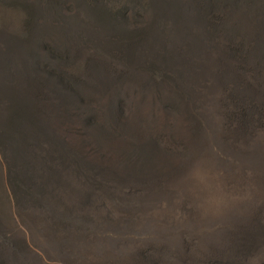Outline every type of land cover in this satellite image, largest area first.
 <instances>
[{
    "label": "trees",
    "instance_id": "obj_1",
    "mask_svg": "<svg viewBox=\"0 0 264 264\" xmlns=\"http://www.w3.org/2000/svg\"><path fill=\"white\" fill-rule=\"evenodd\" d=\"M60 1L67 28L77 29L82 41L91 36L84 41L111 58L117 52L128 64L126 82L153 96L128 110L115 99L112 111L103 108L109 101L92 98L117 96L114 90L100 96L110 90L96 60H87L83 76L56 71L68 99L64 109L59 100L32 113L35 152L58 158L51 163L60 170L76 163L86 174L110 172V186L122 191L116 201L128 212L140 205L157 212L156 223L135 215L149 251L159 237L160 253L176 254L185 264H264V0ZM253 3L258 33L249 40L248 21L234 18L250 20ZM124 20L133 27L124 40L95 36L122 29ZM176 80H186L192 94H185L196 107L175 90ZM62 109L84 114L82 138L74 139L76 129L67 136L56 127L63 126ZM94 112L100 121L89 116ZM88 126L96 130L92 140Z\"/></svg>",
    "mask_w": 264,
    "mask_h": 264
},
{
    "label": "rangeland",
    "instance_id": "obj_2",
    "mask_svg": "<svg viewBox=\"0 0 264 264\" xmlns=\"http://www.w3.org/2000/svg\"><path fill=\"white\" fill-rule=\"evenodd\" d=\"M63 6L64 4L60 0H0V61L3 60L4 64L1 65L0 70L6 73L8 68L11 69L17 67L16 73L20 76L17 85L22 91V98H24L28 104L36 105L37 110L42 109L45 106L49 107L50 104H55V102L59 100V105L64 109V106L61 104H64L66 99H68L67 96L69 93L64 91L61 84H59L58 80L60 79V76L57 73V80L55 72L60 71L63 72V74L66 73V76L69 74L83 76L86 73L85 70H87V60H90V62L96 60V65L101 67L100 73L105 76L104 82L106 83L108 90H110L100 96H109L111 94L114 95L112 90L117 93V96L112 99H107L105 97H92L93 99L109 101L103 104V108H108L109 110L113 111L112 102L115 101V99L116 101H120L124 110L131 108V104L136 105L137 108H142L143 105L145 106L147 103H149L148 99L153 96L152 93L145 90L144 88L139 90L138 86L133 85V82H126L128 80L127 76L125 79L122 77L123 72H128V64L126 61H123L121 58L116 56L117 52L115 53V57L111 58L107 56L102 50H100L96 46V43L93 45L90 41H84L86 38L91 36L85 37V39L82 41L79 38V32L77 29L74 27L69 29L67 28V25L64 24L62 19V17L66 15L62 9ZM251 9L252 18L250 20L243 21L240 19L239 14H236L234 18L236 22L242 24L248 21L247 24L249 27V32L246 34V36H248L249 40H252L255 36H257L258 33L255 25L256 23L253 20L255 18L254 3L251 6ZM159 17L165 18V15L160 13ZM80 19L81 16L74 24H78ZM85 19H90L89 14H86ZM122 24L125 25V27H122L124 31L122 29H117L115 32H105L102 37L98 35L95 36H97L98 39L110 37L112 39H116V41L124 40L121 37L125 36L128 31L133 29V27H131L132 22L129 20H124ZM135 25L136 27H141V24L138 25L135 23ZM231 38L235 40L236 36L233 34ZM33 65L37 67L35 73H32L31 70L34 68L32 67ZM207 74L208 78L213 77V74H211L210 71H208ZM173 84L175 86V90L177 89L178 92H181V94L187 98L188 105L196 107L197 104L194 101L195 99H189L186 95L192 94V92H186V88L188 87L185 85L186 80H176ZM114 86H116L117 89H113ZM80 95L84 96L83 94ZM138 95L140 96L138 97ZM42 96L47 97L44 99ZM74 99L77 101L76 98ZM4 108H6V104L4 105V102L0 100V144H2L0 146V155L2 154L8 158V160L4 162L3 166H5L11 174L26 169L27 171L35 172L36 174H40L41 172L50 173L52 171L54 172V176L56 171L60 169L57 168L55 163H51V161H56L58 158L45 156L46 159H44L43 155H38L40 151L38 153L35 152V149L38 145V139L33 140V135L30 138V143L26 136L23 135L22 138L21 136L16 135L18 134V129L16 130L17 132L15 133L13 139L8 138V136L3 138L5 135H7V132L3 131V127L5 126V119L3 118ZM63 109L58 116V118H62L64 120L61 121L63 126H59L53 121L51 122L52 125H57L56 127H58L59 130L65 128L64 131L66 132L67 136H71L73 134L72 128L76 129L77 133L73 135L74 139L82 138V134L80 135V132L83 131L84 128L82 126L83 123L81 115L84 116V114L81 113L80 110L78 112L79 116H75L74 114L69 116V114L65 113ZM48 110L49 109H47V111ZM52 112L54 115V113L56 114L58 110L54 109ZM89 116L94 120H101L100 112L90 113ZM254 119L255 117H252L249 120L251 124H254ZM256 119L258 120L259 124L262 123L261 117L257 116ZM42 120L45 121L44 117H42ZM45 128L46 126L44 127V130ZM89 134L91 139V137L96 135V130L89 127ZM73 136L71 138H73ZM19 139H22L23 146L28 151L30 156H32L31 151H34L37 154L32 156V159H35L37 162L25 164L23 165V169L21 167L22 165L16 162L14 159L20 155L18 152L21 151V147L17 143L19 142ZM189 153H192V151ZM191 155L195 154L193 153ZM68 168V171H66L65 168H62L64 170H60L61 178L64 179L66 189L83 187L84 189L89 188L96 192H110L111 198L116 200L122 195V191L114 188V185L112 187L110 186L111 183L114 184L113 177L110 172L104 171V173H97V175L86 174L85 172L76 170V163H74L72 167L68 166ZM50 175L52 174L50 173ZM97 199L98 201L104 202L106 204L109 203H107V201H109V195L107 197H97ZM112 199L110 200L111 203ZM80 207H83L84 211L88 210L85 212L94 211L95 213L96 211H99L97 213L101 214L100 218L102 219H104L102 216L107 214L105 212L107 211L105 208L101 211L96 210V208L91 207V205H81ZM116 209V213H118L115 220L116 229L119 232L127 231L126 233L128 234L132 233L135 240H138V242L140 237H143L141 236L143 232L139 229H136L137 224L142 225L139 223L140 221H135L138 220L137 216L139 219H143L144 217L157 219L156 214H158L157 212H154V214H151L153 212H150V214H148V209L145 210L142 205H140L139 209H135L137 216H135L136 213L134 212L133 214L128 212V207H126L125 204L118 203ZM108 211L112 212V215L115 213L113 210ZM129 213L131 214V218L128 215ZM159 215L163 216L164 219L170 217L162 211L159 212ZM171 222L180 224L179 221H174L172 219ZM143 238L145 245H147L148 239L146 237ZM138 242H136V244H138ZM149 242L152 243V240L150 239ZM154 243H157L156 249L150 251L156 256H159L157 253H160L162 250L160 249V245L163 244V241L157 237L154 240ZM161 253L163 255L164 251ZM194 253L195 252L191 254ZM179 256L181 255L179 254ZM167 259L170 258L167 257ZM168 261L169 260L162 259L160 264H176L175 261ZM177 264H185V261L183 263L182 258H178Z\"/></svg>",
    "mask_w": 264,
    "mask_h": 264
},
{
    "label": "crops",
    "instance_id": "obj_3",
    "mask_svg": "<svg viewBox=\"0 0 264 264\" xmlns=\"http://www.w3.org/2000/svg\"><path fill=\"white\" fill-rule=\"evenodd\" d=\"M0 62L1 67L3 60ZM32 67L35 73L37 67ZM16 70L8 68L7 74L0 70V100L6 104L3 131L7 135L3 138L13 139L18 131L16 135L26 136L30 143L36 105L22 98ZM17 143L21 151H27L22 139ZM21 151L14 159L22 169L25 164L37 162ZM7 160L0 155V264H160L162 259L178 263L176 254L167 259L164 253H157L159 258L149 252L143 237L138 242L132 233L116 229L118 203L110 192L66 189L60 172L53 176L52 171V175L46 171L36 174L25 169L11 174L3 166ZM108 195V204L97 199ZM81 205L101 211L105 208L107 214L102 219L99 211L85 212L88 210Z\"/></svg>",
    "mask_w": 264,
    "mask_h": 264
}]
</instances>
